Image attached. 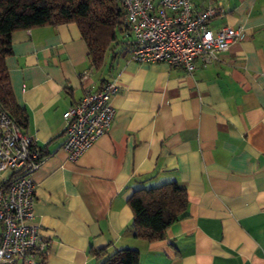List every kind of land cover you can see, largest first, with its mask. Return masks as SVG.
I'll list each match as a JSON object with an SVG mask.
<instances>
[{"label":"crops","instance_id":"1","mask_svg":"<svg viewBox=\"0 0 264 264\" xmlns=\"http://www.w3.org/2000/svg\"><path fill=\"white\" fill-rule=\"evenodd\" d=\"M192 1L221 10L212 29L241 31L193 73L130 61L119 46L96 68L75 23L13 33L11 86L43 152L33 175L43 264H96L90 249L105 246L136 249L141 264H264V0ZM107 81L118 84L111 126L71 161L63 114ZM174 181L189 215L161 240L135 238L133 192Z\"/></svg>","mask_w":264,"mask_h":264},{"label":"built area","instance_id":"2","mask_svg":"<svg viewBox=\"0 0 264 264\" xmlns=\"http://www.w3.org/2000/svg\"><path fill=\"white\" fill-rule=\"evenodd\" d=\"M126 30L121 52L142 64L166 63L188 73L219 60L239 38L232 26L214 30L209 23L221 12L202 11L192 0H120ZM115 81L90 90L63 114L66 122L63 149L77 161L101 136L114 118ZM43 161L36 138L8 114L0 113V264H43L47 243L35 223L37 185L33 178Z\"/></svg>","mask_w":264,"mask_h":264},{"label":"trees","instance_id":"3","mask_svg":"<svg viewBox=\"0 0 264 264\" xmlns=\"http://www.w3.org/2000/svg\"><path fill=\"white\" fill-rule=\"evenodd\" d=\"M75 23L87 43L93 65L100 68L107 53L119 46L126 30L120 0H0V113L27 128L28 114L15 100L6 59L12 55V35L17 30ZM133 220L127 228L135 238L155 242L168 228L189 215L186 189L178 182L136 189L128 200ZM96 264H141L132 248L111 251L108 246L90 249Z\"/></svg>","mask_w":264,"mask_h":264}]
</instances>
